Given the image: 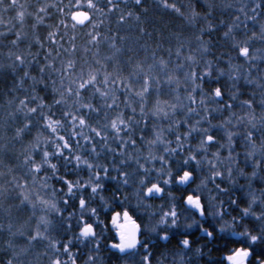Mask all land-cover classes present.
Masks as SVG:
<instances>
[{"label":"trees","instance_id":"16d2710c","mask_svg":"<svg viewBox=\"0 0 264 264\" xmlns=\"http://www.w3.org/2000/svg\"><path fill=\"white\" fill-rule=\"evenodd\" d=\"M19 84L37 92L27 103ZM216 89L197 124L183 100ZM168 169L203 190L173 180V225L142 250L110 247L112 213L144 226L166 208L142 193ZM194 193L205 218L190 229ZM91 211L102 232L78 235ZM238 250L264 264V0H0V264H228Z\"/></svg>","mask_w":264,"mask_h":264},{"label":"rangeland","instance_id":"374dc122","mask_svg":"<svg viewBox=\"0 0 264 264\" xmlns=\"http://www.w3.org/2000/svg\"><path fill=\"white\" fill-rule=\"evenodd\" d=\"M77 14L87 15L84 10H78V11L74 12L71 17L75 19ZM84 17H86V16H84ZM242 50H243V48L239 49L240 55H244V56L249 55L250 52L247 53V51H242ZM204 52H206V50ZM207 52H209V51H207ZM251 52H252V55L254 54V56H253L254 60L260 58V55H259L261 52L260 48H257V51H255L253 49ZM199 57H201V54L200 55H193L192 61L194 59L199 60L200 59ZM206 58H207V56H206ZM195 62H197V61H195ZM37 68H39V67H37ZM203 72H204V74H206L205 69L203 70ZM192 74L190 76L189 75L187 76V79L189 78V80L187 82L190 83L189 85H191V88H195V83L198 84V82L195 81V77H193ZM36 76L39 78L38 74ZM201 76H202V74H201ZM34 79H37V78L34 77ZM202 84L204 85L205 82ZM202 84H201V86H202ZM32 85H34V84H32ZM199 86H200V84H199ZM18 87L20 90L19 96L24 95V97H25V100L18 99V100H21L22 103L29 102L28 96L30 94H36L37 93L35 88L29 89V87H27L26 85L22 86L19 84ZM202 92L203 91H201L200 95L202 94ZM213 94H214L213 97L207 98L206 96H203V95L199 96L198 95V96H196L197 98L193 97V99H192L190 96H188L185 100H183L184 104L189 106L186 110H189V109L191 110L190 111V114L192 115L191 118L194 119L197 122V124L203 123V125L204 124L209 125L212 122L211 119L207 118L208 116L205 117L207 115L205 113L206 108H208L209 110L211 108H217V106L212 105V103L215 102V98L220 102L223 101V97L217 89L214 90ZM194 99H196V100L200 99L201 105L205 106L204 107L205 110L202 109L201 112L197 113L196 109H198V102L194 101ZM36 100L38 102L40 101V99H36ZM208 101H210L211 103ZM156 104L158 105V102ZM180 107L182 108V105H180ZM220 108H221V106H220ZM157 109L159 110V105L157 106ZM11 110H15V107H11ZM254 120L255 119L253 118L252 122H254ZM200 135H202L203 143L209 142V140H210L209 138L211 136L209 132L205 133L204 131H202L200 133ZM161 161H163V160L161 159ZM163 163L164 162H162V164ZM174 164L176 166L175 162H174ZM180 173L181 174H178V176L173 177V171L171 169H168V170H166V172L163 171L160 173V175L156 178L157 179L155 181L156 183H151L150 185L144 187L142 195H145L146 193H150L151 197L156 196V197L161 198L160 199L161 204L163 205L165 203L166 208H167V209L165 208L166 210L163 208L160 211L159 215L156 217L155 216H148L144 226H140L139 222L136 220V218L133 217L132 215H130L128 213V211H126V210L116 211V212L112 213V215H110V227L109 228L112 232V235L114 236V239H116V243H111L110 247H112L116 250L122 251V249H121L122 247L126 246L127 244L129 245V242H131V239H130L131 235H130V233L126 232L125 230H126V228H129L132 223L139 225V227H140V234L138 237V243L135 244L132 249L128 250V251H133V252H135L137 250V246L142 245V233H144L145 236H148V237L151 235L161 236L162 232L158 231V227L161 228L163 226L165 229V227L168 228V226L171 227V225H173L172 219H173V217L174 218L176 217L177 212H175V210H174V208H175V206H174L175 197L171 191V189H172L171 186H173L172 181L174 180L175 185L179 184L183 188H189L190 190H192V191L194 190L197 193L202 191L203 186H204L203 185L204 180L198 178V175L193 176L192 173L186 172V171H182ZM98 177H99L98 174H93L92 177H90V180H91L90 183L92 184L91 186H92L93 190L95 189V182L97 181ZM196 194L194 193V194H190V195L186 196V198L184 200V205L186 206L185 207L186 210L184 209L183 211L180 212L182 220L187 223V225H188V227H190V229L195 228L198 224V222H197L198 220H195V215L192 212H195V214L198 215V218H200L199 212L196 210V207H200L201 212L204 215V206L201 202V198L199 196H197ZM59 196L60 195H57V193H52V194H50L51 201H49L50 197L46 198L47 201L45 199L43 200L44 202H46V203H44V206L47 208V210L48 209H49V211L57 210L58 206L60 205V200H61V198ZM79 204L82 205L83 203L79 202ZM162 205H160V208L163 207ZM46 215L48 216L49 214L46 213ZM96 216L97 215L95 214V212L91 211L89 218L93 219L92 223H87L85 221V218H83V216H82L81 219L79 220L78 224H77L78 228L76 230V233L78 235H82L85 237L94 236L96 233H98V230L101 233L103 230L102 224L100 221H98V218ZM204 218H205V215L203 218H200V219H204ZM39 219L46 226L50 225V223L47 221L46 217H44V219L39 217V218H37V221H36V230L40 226L41 221ZM94 223H98V224L95 225ZM41 228L43 229V227H41ZM142 246H141V250H142ZM239 253H244V252H239V250H238V252L236 251V253L228 256L227 257L228 264H247L246 260H244V259H241L239 262H236V259L239 258Z\"/></svg>","mask_w":264,"mask_h":264},{"label":"water","instance_id":"95a60500","mask_svg":"<svg viewBox=\"0 0 264 264\" xmlns=\"http://www.w3.org/2000/svg\"><path fill=\"white\" fill-rule=\"evenodd\" d=\"M196 210L199 212V217L200 218H203L204 215L201 212V208L200 207H196ZM130 227L129 228H126V230H125L126 232L130 233V235H131L130 236L131 242H129V245L126 247V249L132 248L135 244L138 243V237H139V234H140V227H139V225H136V224L132 223ZM241 259H243V257L242 258H237L236 259V262H239Z\"/></svg>","mask_w":264,"mask_h":264},{"label":"flooded vegetation","instance_id":"af4514ba","mask_svg":"<svg viewBox=\"0 0 264 264\" xmlns=\"http://www.w3.org/2000/svg\"><path fill=\"white\" fill-rule=\"evenodd\" d=\"M129 232H130V231H129ZM127 246H128V244H127L126 246L122 247V248H121L122 251H128V250H130V249H132V248L134 247V246H133L132 248H128V249H126Z\"/></svg>","mask_w":264,"mask_h":264}]
</instances>
